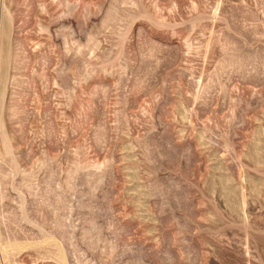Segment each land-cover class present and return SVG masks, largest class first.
Segmentation results:
<instances>
[{"label": "rangeland", "instance_id": "rangeland-1", "mask_svg": "<svg viewBox=\"0 0 264 264\" xmlns=\"http://www.w3.org/2000/svg\"><path fill=\"white\" fill-rule=\"evenodd\" d=\"M0 264H264V0H0Z\"/></svg>", "mask_w": 264, "mask_h": 264}]
</instances>
